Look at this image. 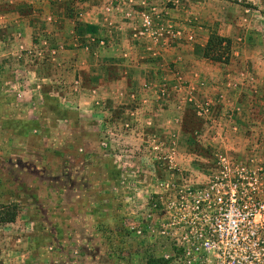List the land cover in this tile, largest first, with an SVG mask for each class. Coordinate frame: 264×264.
I'll list each match as a JSON object with an SVG mask.
<instances>
[{
    "label": "rangeland",
    "instance_id": "1",
    "mask_svg": "<svg viewBox=\"0 0 264 264\" xmlns=\"http://www.w3.org/2000/svg\"><path fill=\"white\" fill-rule=\"evenodd\" d=\"M191 1L0 0V204L18 210L0 223V264H264V0H195L228 46L210 53L221 62L203 46L194 64H166L153 124L138 125L135 101L83 110L80 48L106 42L81 11L120 10L159 54L195 40L197 15L162 9ZM226 15L244 37L220 35ZM211 187L221 206L179 207Z\"/></svg>",
    "mask_w": 264,
    "mask_h": 264
},
{
    "label": "crops",
    "instance_id": "2",
    "mask_svg": "<svg viewBox=\"0 0 264 264\" xmlns=\"http://www.w3.org/2000/svg\"><path fill=\"white\" fill-rule=\"evenodd\" d=\"M155 1L160 3L161 0ZM134 2L140 3V7L143 0H134ZM191 3L192 6L186 10H177L178 8L173 9L165 4L162 5V9L169 16L179 21L190 15H197L202 26L194 30V32L196 31V37L193 42H177L171 48L165 49L159 54L156 51L149 50L151 48L146 41L136 40L134 35H136L138 27L137 21L123 20L120 10L108 12L102 3L103 6L92 5L81 11L78 17L80 22L87 23L94 28L95 32L93 34H95L96 39L104 37L103 39L106 42L104 45L98 46L96 41L94 44H96L97 49L94 46L80 48L75 67L78 72V84L84 79L90 85V89L88 88L90 90L88 91L90 104L83 110L99 104L101 106L102 103H109L113 108L120 104L123 107L130 104V101H135L137 103L136 106L134 104L132 112L136 114L138 125L150 122L153 124V119L148 118V116L152 117L154 110L157 108L151 96L153 92L150 88V82L164 76L168 62L180 67V58L182 57L190 60V64L196 63L198 58L195 54L196 48L205 46L209 34L212 32L213 13L210 4L198 6L195 0H192ZM239 13L237 10V17ZM224 20L227 22L221 26L220 35L238 40L244 37L245 26L243 23L241 24L238 19L235 22L234 17L231 18L227 15ZM180 24L182 25V22ZM88 35V31H82L78 38L84 41ZM82 99L87 100V97L83 96ZM124 102H128V104ZM102 111H109V108ZM155 121L158 120L155 119ZM133 137L132 139H136L139 134L136 133Z\"/></svg>",
    "mask_w": 264,
    "mask_h": 264
},
{
    "label": "built area",
    "instance_id": "3",
    "mask_svg": "<svg viewBox=\"0 0 264 264\" xmlns=\"http://www.w3.org/2000/svg\"><path fill=\"white\" fill-rule=\"evenodd\" d=\"M151 23L149 17L146 15L144 16L143 18V24L145 26H149ZM214 189V190H213ZM212 190V191H211ZM211 190L209 191H200V192H197L196 195L192 196V193L189 192L187 194V196H192V202H190L188 199H186V196H184V194H181L180 197H179V207L182 208V207H186V204H191L192 206V210L194 211V215H195V212H200L201 209H200V206L203 204L205 206H208L210 204L211 201H213V206H221L225 201V197H224V194L220 191L219 188H214V187H211ZM252 215H254V213H247L245 214V217L249 218L251 217ZM219 227V231L222 230L221 226L218 225Z\"/></svg>",
    "mask_w": 264,
    "mask_h": 264
},
{
    "label": "trees",
    "instance_id": "4",
    "mask_svg": "<svg viewBox=\"0 0 264 264\" xmlns=\"http://www.w3.org/2000/svg\"><path fill=\"white\" fill-rule=\"evenodd\" d=\"M223 43L228 46L229 40L220 37L216 34H211L209 36V39L204 47V56L209 57L210 53H214L215 50H217L218 47H220ZM211 56V55H210ZM212 57V60H216L221 62V57L219 54H214ZM227 61L228 59L225 58ZM224 61V62H226ZM18 215L17 205L16 204H10V205H4L0 204V223L6 224V223H13ZM158 262H163V260L158 259Z\"/></svg>",
    "mask_w": 264,
    "mask_h": 264
}]
</instances>
